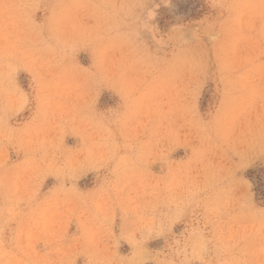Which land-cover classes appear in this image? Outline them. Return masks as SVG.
I'll list each match as a JSON object with an SVG mask.
<instances>
[{
    "label": "rangeland",
    "instance_id": "obj_1",
    "mask_svg": "<svg viewBox=\"0 0 264 264\" xmlns=\"http://www.w3.org/2000/svg\"><path fill=\"white\" fill-rule=\"evenodd\" d=\"M0 264H264V0H0Z\"/></svg>",
    "mask_w": 264,
    "mask_h": 264
}]
</instances>
